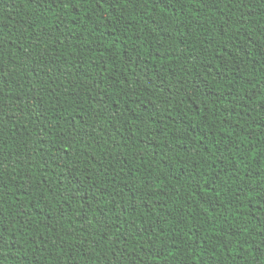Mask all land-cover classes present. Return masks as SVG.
Wrapping results in <instances>:
<instances>
[{
	"label": "trees",
	"instance_id": "16d2710c",
	"mask_svg": "<svg viewBox=\"0 0 264 264\" xmlns=\"http://www.w3.org/2000/svg\"><path fill=\"white\" fill-rule=\"evenodd\" d=\"M0 264H264V0H0Z\"/></svg>",
	"mask_w": 264,
	"mask_h": 264
}]
</instances>
